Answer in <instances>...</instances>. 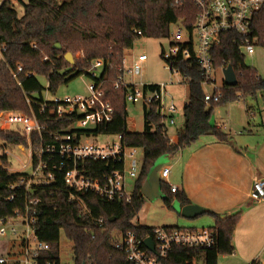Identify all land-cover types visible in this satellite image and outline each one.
I'll list each match as a JSON object with an SVG mask.
<instances>
[{"label": "trees", "instance_id": "16d2710c", "mask_svg": "<svg viewBox=\"0 0 264 264\" xmlns=\"http://www.w3.org/2000/svg\"><path fill=\"white\" fill-rule=\"evenodd\" d=\"M192 8L190 3L187 7L175 8L171 0H4L0 5V112L21 111L31 115L34 111L46 124L47 132L67 127L71 120L49 118L39 112L37 105L27 103L25 93L43 87L40 76L48 78L51 90L56 92L60 86L83 74L96 59L104 61L101 79L122 75L126 50L132 49L143 37L166 38L171 24L186 15L189 17L188 27L192 28L195 13ZM251 35L258 37L264 45V7L253 15ZM57 43L61 48H57ZM79 51L85 56L73 64L65 58V53ZM45 55L51 61H44ZM212 55L216 69L233 66L238 83L219 86L213 90L220 95L219 100L206 101L202 74L196 62L180 60L176 66L189 78L183 80L189 84L190 96L183 108V125L177 131L178 143L170 141L167 123L155 101L144 106V130L129 131L128 87L115 89L105 83L116 116L113 122L99 126L94 132L120 133L127 146L143 150L140 173L130 201L109 200L93 192L76 193V198L79 196L87 206L84 211L78 199H70L73 191L66 187L62 177L50 185L33 186L27 190L22 185L17 187L25 175L8 174L0 164V218L25 215L29 208L30 214L37 219L35 228L39 239L50 244V249L43 254V263L61 264L63 230L73 245L74 264H133L114 244V233L131 230L139 237L152 234L153 227L135 224L133 219L146 202L142 188L156 160L177 153L205 135L225 140L227 134L211 122L213 109L229 102L256 100L259 95H264V78L256 68L246 64L237 34L225 33L221 43L213 47ZM18 65L23 67L19 72ZM158 86V83H150L144 89L154 90ZM26 141L20 132L0 129V144ZM89 165L94 176L121 168V164L113 161ZM162 189L166 194L163 199L166 206L169 207L175 198L182 205L190 203L183 191L173 192L165 181H162ZM34 199L39 202L33 204ZM212 214L215 216L216 242L209 247H174L164 264H185L188 252L203 260L204 264H218L220 256L234 252L232 240L241 212L224 218ZM12 245L16 246L15 241Z\"/></svg>", "mask_w": 264, "mask_h": 264}, {"label": "built area", "instance_id": "2783aa9c", "mask_svg": "<svg viewBox=\"0 0 264 264\" xmlns=\"http://www.w3.org/2000/svg\"><path fill=\"white\" fill-rule=\"evenodd\" d=\"M3 1L0 0V5ZM171 3L175 8H184L190 3L195 13L192 28L188 27V15L171 24L170 34L166 37L170 47L163 51L167 67L173 74L189 79L176 64L180 60H194L202 74L205 100L217 101L220 95L213 92L219 85L215 77L212 49L221 43L225 33L230 32L238 35L242 50L253 54L261 42L251 35L252 19L254 13L264 7V0H171ZM173 26L176 30L172 29ZM43 60L51 61L48 55ZM146 60V54H139L128 72L140 76ZM22 69V65H18V72ZM103 70V59H96L80 75L89 77V81L85 82L86 94L59 96L51 90L49 79L41 90L25 93L27 103L37 105L41 114L71 120L65 128L47 132L46 124L34 111L31 115L16 111L0 112V129L20 132L27 140V145L19 151L24 157H18L14 152L10 155L7 150L0 153V164L8 174L25 175L17 187L22 185L30 190L33 186L50 185L62 177L66 187L73 191L70 199H78L84 211H87V206L79 196L76 198V193L93 192L109 200H131L133 190H128V181H135L139 176L141 165L136 157L139 148L127 146L120 133L115 134L117 138L114 140L98 142L96 139L101 134L94 132L99 126L113 122L116 116V108L105 87L108 79H101ZM146 84L150 83L127 82L123 74L115 79L113 87H128L127 102H141L144 106L158 102L167 125H176L175 114L179 113V107L167 92L168 84L161 83L154 90L144 89ZM206 86L212 87V91H208ZM6 144L1 143L0 149L5 150ZM8 155L14 162L10 161ZM111 161L121 164V168L100 176L92 175L90 163L107 164ZM169 173L170 168L162 166L159 170L161 180L168 178ZM171 190L178 191V186L171 185ZM250 197L254 201L264 202V180L254 182ZM38 202V199L32 201L33 204ZM17 216L0 218V234L5 236L11 233L12 244L15 241L16 245H12L6 255H0V263L53 264L50 261L43 263V254L50 249V244L39 239L35 228L36 216L30 214L29 208L25 215ZM19 226L24 227L21 233ZM117 232L114 233V244L125 252L133 264H164V259L174 247H209L217 240L216 230L208 227L155 226L152 234L146 237H139L131 230ZM147 237L153 239L154 250L145 244ZM185 264H204V261L188 252ZM249 264H264V259L253 260Z\"/></svg>", "mask_w": 264, "mask_h": 264}, {"label": "crops", "instance_id": "0c3cea01", "mask_svg": "<svg viewBox=\"0 0 264 264\" xmlns=\"http://www.w3.org/2000/svg\"><path fill=\"white\" fill-rule=\"evenodd\" d=\"M257 71L264 78V70ZM223 84L224 79L218 85ZM183 122L184 116L180 125L168 128L172 143L179 142L177 131ZM211 122L227 134L226 139L205 135L177 153L165 156L170 164L163 167H169L170 173L163 179L169 185L178 186L190 203L205 209L197 217L206 216L208 228L215 225L212 213L224 218L241 212L233 235L235 250L229 254L232 256L230 261L233 264L261 261L264 259V202L254 201L250 192L256 180H264V95H259L256 100L216 106ZM10 161L14 162L13 159ZM174 200L181 204L179 199ZM137 224L145 225L140 221ZM223 256L227 255L220 257Z\"/></svg>", "mask_w": 264, "mask_h": 264}, {"label": "rangeland", "instance_id": "374dc122", "mask_svg": "<svg viewBox=\"0 0 264 264\" xmlns=\"http://www.w3.org/2000/svg\"><path fill=\"white\" fill-rule=\"evenodd\" d=\"M20 7V5H18ZM23 13V8H20V14ZM172 29L176 30V27L173 26ZM170 47L169 39L167 38H152V37H143L138 39L134 47L132 49L126 50L125 60L122 67L123 72L122 75H125V80L127 82L132 83H167L168 89L167 92L169 96L172 98L173 102L178 103L181 108L180 112L175 114V118L177 120L176 125H167L168 128L175 127L180 125L183 119V106L185 103L189 101V84L185 82L180 74H173L170 69H168L166 61L163 58L164 48L168 49ZM1 51V48H0ZM245 55V62L247 65L252 66L254 68L258 67L259 70H264V45L259 44L256 46L255 53L250 55L246 52V50H242ZM1 53V52H0ZM146 54L147 60L144 62L143 71L140 76H133L128 72L129 68L132 66L133 61L138 57L139 54ZM74 60L83 58L85 55L82 51L73 53ZM257 69V70H258ZM120 76V75H119ZM119 76H110L107 79V84L113 86V82ZM215 77L217 79V84H222V79H224L222 68L216 69ZM47 79L44 76H40V82L42 86L47 85ZM89 81V77L87 75L79 76L67 84H64L59 87L56 91L57 95L65 96L70 95L74 96L76 94H86V86L85 82ZM208 91H212V87L206 86ZM127 123L128 130L131 132H141L144 130V105L143 103H131L127 102ZM21 112V111H16ZM7 131H14L11 129H3ZM96 139L98 142H106L107 140H114L117 138L115 134H101ZM27 145L26 143L12 144L7 143L5 145V150L0 149V153H6V150L11 155L14 152L18 157H24L19 151L23 149V146ZM10 155H8L10 159ZM136 157L140 163L142 164L143 160V150L141 148L138 149ZM164 160L165 164H170L169 161L166 162L165 156H160L156 161ZM162 168V167H161ZM165 181V179H162ZM128 190L131 191L134 188L135 181L130 180ZM206 216H200L195 219H189L183 217L180 213L179 203L174 200L170 204V206H166L164 200L162 198H157L154 200L146 199V202L141 208L140 213L133 219V222L137 224L139 221L144 223L147 226H164V225H178L179 227H206ZM1 227V222H0ZM203 227V228H204ZM8 231L9 230V227ZM24 229L23 226H19V233ZM117 231H115L116 233ZM118 233V232H117ZM116 233V234H117ZM11 233L8 235L0 234V255H6L7 252L11 249L12 241ZM60 254L61 260L63 264H74V254H73V245L72 242L69 241L66 237L65 232L61 231L60 238ZM231 255L223 256L219 258L218 264H233L230 259Z\"/></svg>", "mask_w": 264, "mask_h": 264}, {"label": "water", "instance_id": "95a60500", "mask_svg": "<svg viewBox=\"0 0 264 264\" xmlns=\"http://www.w3.org/2000/svg\"><path fill=\"white\" fill-rule=\"evenodd\" d=\"M57 48H61L60 43L56 44ZM65 58L68 62L74 63V56L72 52L65 53ZM224 75V83L230 86H234L238 83V78L235 69L232 65H227L222 68ZM164 160H158L150 169L147 179L143 185L142 193L145 198L154 200L157 198L164 199L166 197L165 192L162 189V180L159 176V170L164 165ZM180 213L186 218H195L198 215L205 212V209L197 204L182 205L179 203ZM145 244L152 250H154V241L151 237L145 239Z\"/></svg>", "mask_w": 264, "mask_h": 264}]
</instances>
